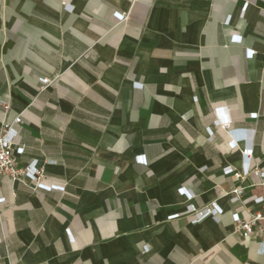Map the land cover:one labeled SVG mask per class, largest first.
Instances as JSON below:
<instances>
[{
  "label": "crops",
  "instance_id": "0c3cea01",
  "mask_svg": "<svg viewBox=\"0 0 264 264\" xmlns=\"http://www.w3.org/2000/svg\"><path fill=\"white\" fill-rule=\"evenodd\" d=\"M2 99L18 165L63 190L0 181V264H264L233 221L263 189L217 123L264 171V0H0Z\"/></svg>",
  "mask_w": 264,
  "mask_h": 264
},
{
  "label": "built area",
  "instance_id": "2783aa9c",
  "mask_svg": "<svg viewBox=\"0 0 264 264\" xmlns=\"http://www.w3.org/2000/svg\"><path fill=\"white\" fill-rule=\"evenodd\" d=\"M64 5V8H67ZM49 79H43L44 85L50 83ZM0 107L5 113L9 110V102L7 99L0 100ZM225 109H218V112H224ZM21 123V118L16 117L12 123L0 124V181L2 179H8L11 182L18 181L25 183L29 181L33 184L34 189L40 190H63V186L55 185H42L40 181L46 178V174L41 167L37 165L35 161L27 163L25 166H19L17 156L22 155L24 148L14 142V139L18 136L16 126ZM219 125L229 136V146L235 147L243 144L240 149L241 152V172H231L233 178L242 179L247 176H255L259 179V185L263 189V194L254 199V203L258 206V209L249 214L248 219H241L234 215V232L239 234L243 241L255 240L259 247V252L264 253V171L252 165V143L250 141V132L245 130H229L230 123L227 118L218 120ZM232 197L230 198L232 203L239 201L240 190L235 189L231 192ZM192 195L186 196V201H189V207L187 210L188 215L192 218L193 223L201 222L206 217H215L220 213V210L216 203L205 205V207L197 208L191 202ZM3 203V199L0 198V205Z\"/></svg>",
  "mask_w": 264,
  "mask_h": 264
}]
</instances>
